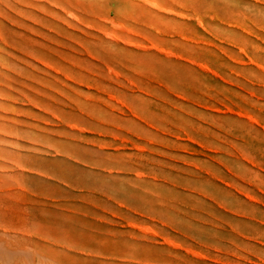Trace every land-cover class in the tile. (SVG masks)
<instances>
[{"label":"rangeland","instance_id":"1","mask_svg":"<svg viewBox=\"0 0 264 264\" xmlns=\"http://www.w3.org/2000/svg\"><path fill=\"white\" fill-rule=\"evenodd\" d=\"M0 264H264V0H0Z\"/></svg>","mask_w":264,"mask_h":264},{"label":"bare ground","instance_id":"2","mask_svg":"<svg viewBox=\"0 0 264 264\" xmlns=\"http://www.w3.org/2000/svg\"><path fill=\"white\" fill-rule=\"evenodd\" d=\"M152 47V46H151ZM161 50V49H160ZM161 52H162V50H161ZM191 62V61H190ZM193 63V62H192ZM108 68V67H107ZM111 70V69H110ZM15 256L17 257L18 256V258L19 259H21L22 258V256H21V254H20V252H15Z\"/></svg>","mask_w":264,"mask_h":264}]
</instances>
